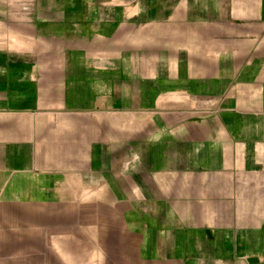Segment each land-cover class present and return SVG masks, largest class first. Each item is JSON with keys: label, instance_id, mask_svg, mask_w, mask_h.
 <instances>
[{"label": "crops", "instance_id": "crops-1", "mask_svg": "<svg viewBox=\"0 0 264 264\" xmlns=\"http://www.w3.org/2000/svg\"><path fill=\"white\" fill-rule=\"evenodd\" d=\"M0 264H264V0H0Z\"/></svg>", "mask_w": 264, "mask_h": 264}]
</instances>
